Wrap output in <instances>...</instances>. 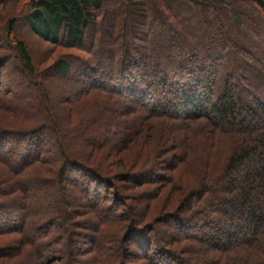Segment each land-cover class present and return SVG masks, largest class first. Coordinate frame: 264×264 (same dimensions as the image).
<instances>
[{
	"label": "trees",
	"instance_id": "16d2710c",
	"mask_svg": "<svg viewBox=\"0 0 264 264\" xmlns=\"http://www.w3.org/2000/svg\"><path fill=\"white\" fill-rule=\"evenodd\" d=\"M152 1L0 0L8 7L0 68L26 80L0 95V229L21 233L18 246L31 251L29 264H127L132 250L146 264H264V35L257 40L243 26L238 0ZM254 3L264 24V0ZM25 34L83 54L70 62L60 54L38 79ZM71 69L76 95L56 117L45 80ZM73 112L80 113L74 123ZM213 132L229 137L214 139ZM142 136L147 145L154 137L156 148L175 149V160L199 176L182 186L172 179L180 193L164 219L174 231L154 239L151 253L145 205L128 211L113 182L119 174L86 159ZM19 140L16 155L19 145L12 143ZM217 141L229 146L223 155L213 149ZM195 145L201 157L189 158ZM63 182L87 196L82 204L91 216L74 219L79 214L70 206L78 198L61 189ZM103 193L111 194L113 208L109 199L102 203ZM17 210L23 214L8 225L7 215ZM118 218L125 220L119 235ZM82 238L86 246L78 244Z\"/></svg>",
	"mask_w": 264,
	"mask_h": 264
},
{
	"label": "rangeland",
	"instance_id": "374dc122",
	"mask_svg": "<svg viewBox=\"0 0 264 264\" xmlns=\"http://www.w3.org/2000/svg\"><path fill=\"white\" fill-rule=\"evenodd\" d=\"M115 2H119L120 0H114ZM152 1V0H151ZM241 5V20L243 23V26L246 29H250L252 33L255 34V37L257 40L263 38L264 35V24L261 21V12L259 11V7L256 3H254L255 0H238ZM2 2V1H1ZM152 1L151 3H153ZM8 14V7L4 8V5H0V25H2L3 20ZM108 18V16H107ZM108 20V19H107ZM106 20V21H107ZM3 32V31H2ZM27 43L29 45V49L31 52V55L34 59V64L36 67V71L38 73V79H42L45 74H42V71L45 68H49L50 65L53 63L54 59L57 58L62 53H68V60L73 61L75 60V57L73 54H83V50H77L73 48H63V47H53L50 46L47 43H42L34 36H28L27 34ZM211 40L217 41L218 46L221 48L219 44V40L214 37L209 38ZM210 41V40H209ZM102 44H105L102 43ZM53 47V48H52ZM52 48V50H51ZM51 50L52 52H50ZM151 52H149L150 54ZM7 64L14 65L17 67V70L20 69L19 62L15 60V58L9 57L7 58ZM73 69V66H72ZM70 73H65L63 75L54 74L47 78L45 81L48 84V95H49V106L51 110H53L56 117L61 113L63 114L65 107H71L72 102H70L71 98L76 95V84L75 82H70L69 76H71ZM0 79H1V89H0V95L2 96L3 92L6 93L7 91L15 92L16 88L14 85H21L25 84L26 80L22 77V73H18L14 68H8V66L0 68ZM3 96H5L3 94ZM64 108L63 110L60 108ZM80 114V113H79ZM78 113L73 112L71 116H69V121L72 123L76 122V119L79 118ZM127 115H124L123 118H127ZM68 124L63 119L62 122H59V128L64 131L67 128ZM204 128V127H202ZM59 129V130H60ZM200 130L197 129V133L199 132V136L202 139H205L204 137H207V132L203 133ZM226 134H220L218 132H213V138L214 139H222L226 140L225 138L229 136H225ZM156 136V135H154ZM48 137H53L52 133L45 134V139ZM148 137V136H147ZM147 137L142 136V138L134 139L131 143L124 142L118 145V148L116 150H106V149H96L93 151L91 155H88L86 159L88 160L87 165L92 166L94 168L98 167L99 165H102L107 168L106 171L110 172V174L118 173L119 176L113 179V182L118 185V190L120 194L124 196V203L128 204L131 208L128 209V211L132 210V207H136V209H141L142 205H145V208H142V210L145 212V217L143 221L150 224V229L146 232L147 236L152 239V242L149 246V252L154 249V247L158 246V243L154 242V239L157 240L159 236H163L165 234L166 238L168 237V234H172L174 229L170 228L166 222H169L170 218H165L166 211L167 212H174L175 206L178 203L176 195H178V190L174 189L176 186L172 185V179L174 182V185L179 186V184L182 186V182H194L199 178L194 172H191L193 170L187 171L185 166L182 163H178L177 159L174 158V150L171 148L167 152L165 150H160L159 147H155L154 144V137H152L149 145H147ZM195 137V135H194ZM136 138V136H135ZM17 139V138H16ZM150 140V138H149ZM12 144L13 146L19 145L16 147V155L17 152L20 151V145L22 144V140L14 141ZM45 146V145H44ZM149 146V147H148ZM147 147V148H146ZM228 144H226L223 141H217L216 145H214L213 149L214 151H218L219 154H224V151L228 150ZM163 148V147H162ZM145 151L142 152L141 151ZM145 149V150H144ZM186 149V147H184ZM199 145H195L193 147V150L191 149V153L189 155V158L195 156V157H201V150ZM148 150V151H146ZM19 155V153H18ZM144 155V156H143ZM141 157V158H140ZM144 157L146 158V161L144 163L141 162ZM83 161L86 162V160L83 159ZM139 161V162H138ZM173 165V166H172ZM178 165V166H175ZM5 166L4 161H0V168ZM109 175V174H108ZM125 177L128 178L126 180V183L123 184L121 180ZM167 178L165 181L169 179L168 186H171V189L167 190L166 184L162 181L163 179ZM144 179L149 180L151 183L147 184ZM155 179L157 181H155ZM160 180V181H159ZM131 181V183H130ZM144 181L141 184V187L135 188L134 185H136L137 182ZM62 187L61 189H64L67 191V194L75 192L77 199V202H73V204L70 206L75 210V213L79 214V216H74L75 220H82L86 219L89 215H86V207L82 204L84 200L87 198L86 195H84L82 192H78V187L74 184H70L68 182H63L60 184ZM185 186V185H184ZM121 187V188H120ZM178 189V188H177ZM181 189V188H180ZM179 189V191H180ZM77 190V191H75ZM174 193V196L171 194ZM101 199H103L102 203L106 201V199H109L107 201V205H110L111 208H113L114 202L111 200V194L108 195V197L105 196V194H100ZM176 198V201L174 200ZM5 201L13 199L12 196H6ZM77 203V204H76ZM122 207H124L122 204L118 205L116 207V212H120L122 210ZM138 207V208H137ZM12 214H8L7 218L8 221L7 224H12L18 222V218L23 214L22 211H12ZM120 217V216H118ZM132 218L135 219V216L132 215ZM164 219L165 221L161 222V220ZM119 221L118 223H114L118 231L116 232L118 235L122 230L121 227L125 223V220L123 218L116 219ZM173 221V220H172ZM170 222L171 224L173 222ZM90 223V222H89ZM143 223V222H142ZM8 224V225H9ZM114 225H112L114 227ZM119 225V226H118ZM123 229V227H122ZM0 264H17L19 261H21V264H29L30 262L25 261L28 257H30L31 251L28 250L29 248L26 247L24 249L19 248V240L18 238L21 236V233L16 232L14 229H0ZM14 230V231H13ZM140 230V229H139ZM150 230V231H149ZM166 232V233H165ZM115 233V234H116ZM88 235H93L89 232H87ZM121 234V236H122ZM117 235V236H118ZM177 239H185V235H179L174 234ZM188 242V241H185ZM84 243V244H82ZM87 243L86 238H82L78 240V244L85 245ZM86 246V245H85ZM13 247V248H12ZM16 248V249H15ZM28 250V251H27ZM21 251V256L20 252ZM16 253V254H15ZM141 251H135L132 250L131 254H129L128 257V263L127 264H146L144 260H142L141 257ZM63 254V253H61ZM17 255V256H16ZM58 255H60L58 253ZM139 257V258H136ZM190 257V255H189ZM17 259V261H15ZM17 262V263H16Z\"/></svg>",
	"mask_w": 264,
	"mask_h": 264
}]
</instances>
